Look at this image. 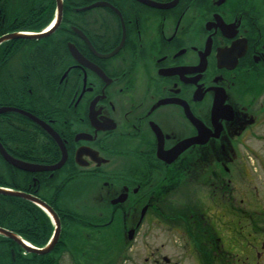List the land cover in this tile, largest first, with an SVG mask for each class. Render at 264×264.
I'll return each instance as SVG.
<instances>
[{
    "label": "flooded vegetation",
    "instance_id": "af4514ba",
    "mask_svg": "<svg viewBox=\"0 0 264 264\" xmlns=\"http://www.w3.org/2000/svg\"><path fill=\"white\" fill-rule=\"evenodd\" d=\"M61 2L60 23L38 38L54 27L58 1L0 0V109H18L0 113L13 116V153L0 143L39 166L65 155L56 170L16 169L32 187L58 173L68 217L58 242L64 226L80 231L64 235L74 247L55 253L57 242L49 263L134 264L141 236L160 242L146 263L260 264L264 0ZM54 34V59L47 52L40 70L35 53L20 62L35 50L27 41ZM41 74L53 87L43 77L36 88ZM108 239L113 248L97 250Z\"/></svg>",
    "mask_w": 264,
    "mask_h": 264
},
{
    "label": "trees",
    "instance_id": "16d2710c",
    "mask_svg": "<svg viewBox=\"0 0 264 264\" xmlns=\"http://www.w3.org/2000/svg\"><path fill=\"white\" fill-rule=\"evenodd\" d=\"M54 1V0H52ZM71 2H76V0H69ZM54 10V7H52ZM51 19L46 21L45 23L36 26L35 29L37 31L43 30ZM22 29V28H21ZM56 34L51 36V39L44 38L36 41H27L32 42L34 45L29 44V48L27 51L33 50L32 52H27L24 55L22 54L20 62L23 63L24 59L30 58L32 53L37 55V64L35 63V70H40V66L44 63V56L48 57L47 52L52 54V58H55L56 51H59L56 44L53 42ZM49 39V40H48ZM49 41H52L49 42ZM24 42V41H22ZM40 57V58H39ZM44 57V58H43ZM42 58V59H41ZM43 77L47 79V83L45 88H51L54 85L52 79L48 76H35V85L37 89L41 88V84L43 83ZM8 83V84H7ZM6 88L14 87V82H7ZM24 84L28 89L29 80H22L20 82ZM36 92V91H35ZM37 93V92H36ZM29 96V91L27 89L22 88L21 101H26ZM44 98H40L38 102H43ZM19 104H13L7 98L4 99V105H19L23 107L20 100H18ZM14 114V113H13ZM5 118L4 120L1 118ZM0 138L3 137V142L8 150L13 153V141L17 138L16 128L13 127V116L6 117L0 116ZM21 133V139L26 140L25 134ZM33 177L30 173L20 171L10 165L5 159L0 155V187L11 189L14 191H23L26 193H30L34 196L39 197L43 201L49 203V205L59 214L62 223L65 220V215H62V207L58 204L61 200V197L66 190L64 184L61 181L60 175L55 173L52 177L45 178L42 174L38 175V179H36L37 187H32ZM61 185L63 188H61ZM73 191H77L76 187H74ZM0 227L6 230H9L22 239L32 244L35 247L43 248L45 247L49 241L51 240L54 231L55 224L50 217V215L44 211L40 206L36 205L34 202L10 195H4L0 193ZM80 231L78 229H69L64 226L62 229V237L56 246V251L60 253L65 249L68 244L70 247H74L75 243L72 241H67L64 238L66 234H79ZM113 248V243L109 242L108 246L102 247L99 245L97 250L107 251ZM50 254L39 255L35 253L27 252L23 247H21L15 240L1 235L0 234V264H54L49 263ZM56 256L53 255V259Z\"/></svg>",
    "mask_w": 264,
    "mask_h": 264
},
{
    "label": "water",
    "instance_id": "95a60500",
    "mask_svg": "<svg viewBox=\"0 0 264 264\" xmlns=\"http://www.w3.org/2000/svg\"><path fill=\"white\" fill-rule=\"evenodd\" d=\"M58 1V17L56 20L55 25H53L54 27H52L48 32L45 33H40V34H36L34 36L31 37H44L46 35H48L52 30H54L55 26H57L60 21H61V15H62V5H61V0H57ZM22 37H28L25 35H21ZM18 109L15 108H2L0 109V113H4L7 111H17ZM34 118V117H33ZM34 120H36L39 124H41L42 126H44L50 133H52V135L54 136V138L59 142V137L56 135V133L49 128L44 122L40 121L39 119L34 118ZM187 145L184 146H180V150H182L184 147H186ZM0 153L2 154V156L4 157V159L13 167L27 171V172H36V171H52V170H56L62 167V165L65 162V155L64 157L61 159L60 162H58L55 165H51V166H39V165H35L32 163H28V162H24L21 160H17L16 158H14L13 156H11L6 150L5 148L2 146V144L0 143ZM0 193L4 194V195H10V196H15V197H21L27 200H30L32 202H34L36 205L40 206L44 211H46L51 218L54 221L55 224V232H54V236L52 237L51 241L48 243V245L44 248V249H38L33 247L31 244L27 243L26 241H24L20 236H18L17 234L6 230L4 228L0 227V234L7 236L13 240H15L19 245H21L25 250H27L28 252H33V253H37L39 255H44L49 253L54 246L57 244L59 238H60V234H61V222H60V218L58 216V214L56 213V211L45 201H43L42 199L30 194V193H26L23 191H14V190H10V189H6V188H2L0 187Z\"/></svg>",
    "mask_w": 264,
    "mask_h": 264
},
{
    "label": "rangeland",
    "instance_id": "374dc122",
    "mask_svg": "<svg viewBox=\"0 0 264 264\" xmlns=\"http://www.w3.org/2000/svg\"><path fill=\"white\" fill-rule=\"evenodd\" d=\"M143 234V232H142ZM110 240H104L101 241V246L106 247L108 246ZM160 242L157 240L151 241V242H145L141 239V236H139L138 240L133 243L132 249L135 251L134 255V264H152V262L146 263V257L149 255V252L155 249H159ZM150 257V255L148 256ZM61 264H66V258L63 259ZM124 264H131L125 262ZM260 264H264V258L262 259Z\"/></svg>",
    "mask_w": 264,
    "mask_h": 264
}]
</instances>
